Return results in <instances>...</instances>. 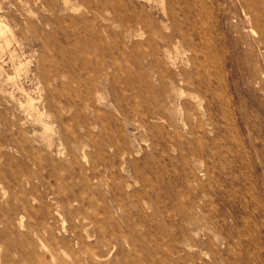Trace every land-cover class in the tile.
<instances>
[{"label":"rangeland","instance_id":"374dc122","mask_svg":"<svg viewBox=\"0 0 264 264\" xmlns=\"http://www.w3.org/2000/svg\"><path fill=\"white\" fill-rule=\"evenodd\" d=\"M0 25V264H264V0Z\"/></svg>","mask_w":264,"mask_h":264},{"label":"bare ground","instance_id":"6f19581e","mask_svg":"<svg viewBox=\"0 0 264 264\" xmlns=\"http://www.w3.org/2000/svg\"><path fill=\"white\" fill-rule=\"evenodd\" d=\"M203 5H204V4H203ZM204 8H205V7H204ZM247 10H248V9H247ZM206 15H207V14H206ZM205 17H206V16H205ZM220 18H221V17H220ZM247 21H248V20H247ZM0 26H1V25H0ZM3 28H4V27H3ZM3 31H5V30H2V32H3ZM2 34L4 35V34H6V33H2ZM0 35H1V34H0ZM4 36H5V35H4ZM6 36H7V34H6ZM8 40H9V39H8ZM9 42H10V41H9ZM7 43H8V41H7ZM191 62H192V61H191ZM160 69H161V68H160ZM26 94H27V93H26Z\"/></svg>","mask_w":264,"mask_h":264}]
</instances>
